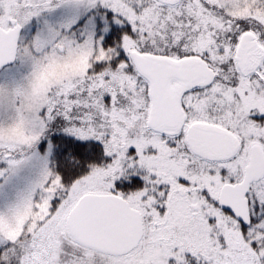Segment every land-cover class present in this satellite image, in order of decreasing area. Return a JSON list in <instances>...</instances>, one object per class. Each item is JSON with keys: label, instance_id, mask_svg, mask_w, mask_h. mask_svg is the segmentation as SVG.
Segmentation results:
<instances>
[{"label": "rangeland", "instance_id": "obj_1", "mask_svg": "<svg viewBox=\"0 0 264 264\" xmlns=\"http://www.w3.org/2000/svg\"><path fill=\"white\" fill-rule=\"evenodd\" d=\"M261 2L0 0V28L12 19L21 28L16 60L0 72L3 264H264V179L246 195L249 227L217 203L224 184L242 181L250 148L264 152V61L245 73L235 61L247 32L264 48L243 20L264 16ZM112 29L127 31L108 47ZM133 52L209 62L215 80L188 93L180 131L149 129V85L130 67ZM109 61L117 72H107ZM213 114L237 137L229 161H205L186 143L191 122ZM58 131L101 144L109 163L66 187L51 164ZM89 194L117 196L141 214L144 235L131 253L108 255L73 238L69 214ZM178 231L181 244L170 236Z\"/></svg>", "mask_w": 264, "mask_h": 264}, {"label": "water", "instance_id": "obj_2", "mask_svg": "<svg viewBox=\"0 0 264 264\" xmlns=\"http://www.w3.org/2000/svg\"><path fill=\"white\" fill-rule=\"evenodd\" d=\"M5 31L0 28V72L14 64L21 31L14 19ZM255 56L256 58H253ZM138 75L149 84L150 111L147 125L152 131L179 130L183 126L180 108L182 95L196 87H205L215 78L214 72L198 58L173 61L166 57L131 54ZM264 60V49L252 33H245L236 49V63L241 71L256 68ZM171 82H176L174 87ZM203 137V138H202ZM205 141L202 147L200 140ZM188 143L197 155L226 161L236 155L239 145L227 131L204 125H194L188 132ZM264 177V153L253 145L245 167L244 180L239 185L225 184L218 195V205L244 227L251 224L248 201L243 196L253 182ZM71 235L81 245L96 251L122 256L137 248L143 236V222L138 211L114 195H84L69 214Z\"/></svg>", "mask_w": 264, "mask_h": 264}, {"label": "trees", "instance_id": "obj_3", "mask_svg": "<svg viewBox=\"0 0 264 264\" xmlns=\"http://www.w3.org/2000/svg\"><path fill=\"white\" fill-rule=\"evenodd\" d=\"M261 5L264 6V0H262ZM243 20H246V23H251V25L256 26V29L260 32L259 39L264 42V16H249ZM126 31L118 33L116 30L114 31L112 29L109 36L105 38L104 45L110 47L115 46L118 43L120 44L122 38L126 35ZM121 58L122 57H120V60L124 62L125 60ZM125 65H127V62ZM106 66L108 68V73H115L118 71V68L115 67L116 64L111 61L107 62ZM130 67L134 71L132 65H130ZM102 70V68H99L96 73ZM115 89L117 90V88ZM221 100H223V98L220 97V101ZM51 142L54 147L51 163L52 169L55 174L60 176L62 183L66 187H70L77 181L83 179L92 169L105 167V165L109 163L106 159L105 148L94 141H86L80 137L58 131L52 135ZM170 236L171 239H177L179 244H181V240L185 237V235H182L181 231H178L177 233L170 232ZM159 238L161 241L164 240L161 236ZM7 254L8 247L6 249H0V264H3L2 257H5L4 255ZM187 260L188 262L190 260L189 264H192L193 259Z\"/></svg>", "mask_w": 264, "mask_h": 264}, {"label": "flooded vegetation", "instance_id": "obj_4", "mask_svg": "<svg viewBox=\"0 0 264 264\" xmlns=\"http://www.w3.org/2000/svg\"><path fill=\"white\" fill-rule=\"evenodd\" d=\"M180 0H170V2L171 3H177V2H179ZM244 35V34H243ZM242 35V36H243ZM256 41V40H255ZM257 42V41H256ZM257 44H258V42H257ZM259 45V44H258ZM207 54H209V53H207ZM161 57H164V56H161ZM166 57V56H165ZM167 58V57H166ZM169 58V57H168ZM189 58H198V59H200V60H202V61H204L205 62V64L210 68V64H209V62L207 61V59H205L204 57H198V56H195V57H189ZM189 58H185V59H189ZM253 58H256L255 56H253ZM169 59H171V58H169ZM171 60H173V59H171ZM174 61H180V60H174ZM235 61H236V52H235ZM259 62H261V61H259ZM237 64V63H236ZM215 74V73H214ZM214 80H215V78H214ZM214 80H213V82H214ZM212 82V83H213ZM211 83V84H212ZM211 84H209L208 86H205V87H196V88H193V89H191V90H189V91H187V92H185L183 95H182V97H181V99H180V103H179V105H180V108H181V111H182V114H183V126H182V128L184 127V125H185V122H186V120H187V117H188V113H190V104H191V101L190 102H188L187 100H188V93H190L191 91H194V90H202V89H205V88H207V87H209ZM176 85V82H171V86L172 87H174ZM192 93V92H191ZM198 93H194V95H197ZM197 96H199V95H197ZM196 100V99H195ZM150 111V110H149ZM199 111H201V113L199 114V115H197V117L198 116H200L201 114H203V110H197L196 112H199ZM207 111V110H206ZM205 111V112H206ZM218 111V110H217ZM219 112V111H218ZM149 115V114H148ZM211 117H213V118H210V117H208L207 116V118L209 119V120H206V121H203V120H195V121H192L191 122V125L188 127V129H187V132H186V143H187V145H188V147H189V149L191 150V148H190V146H189V143H188V132H189V129L192 127V126H194V125H204V126H208V127H212V128H220V129H222V130H225V131H227L229 134H231L235 139H236V141H237V143H238V140H237V137L234 135V134H232V132H230V131H228V130H226V129H224V128H222V127H220V126H218V125H220L219 123H217V121L216 120H214L215 118H214V114L213 115H210ZM264 117V115L262 116L261 115V117L260 118H263ZM212 119V120H211ZM182 128H180L179 130H170V129H167V130H164V131H160V132H156V131H153V132H156V133H160V134H166V133H169V134H173L174 132H176V131H180ZM151 130V129H150ZM152 131V130H151ZM203 138V137H202ZM202 138H201V140H200V144H201V146L202 147H204V146H206V143H205V141H203L202 142ZM172 144V143H171ZM238 145H239V143H238ZM259 145V144H258ZM170 147V149L171 150H173L176 146H177V143H173L172 145H169ZM260 146V145H259ZM261 147V146H260ZM250 150H251V148H250ZM191 152L194 154V155H196L197 157H199V158H201V159H203V160H205V161H210V162H215V160H209V159H206V158H203V157H201V156H199V155H197L196 153H194L192 150H191ZM238 152V151H237ZM237 154V153H236ZM234 157V156H233ZM232 157V158H233ZM232 158H230L229 160H231ZM249 158H250V156H249ZM228 160V161H229ZM222 162V161H221ZM244 176H245V174H244ZM244 176H243V178H242V181L241 182H239V183H236V184H231V185H234V186H236V185H239V184H241L242 182H243V180H244ZM264 179V178H263ZM262 179V180H263ZM262 180H260V181H262ZM256 183V182H255ZM252 185V184H251ZM251 187V186H250ZM250 191V190H249ZM249 191H248V193H249ZM247 194H245L243 197L244 198H246L247 199V201H248V210H249V214H250V207H249V199H248V197L246 196ZM250 218H251V215H250Z\"/></svg>", "mask_w": 264, "mask_h": 264}]
</instances>
